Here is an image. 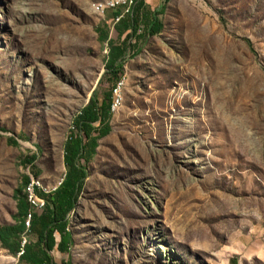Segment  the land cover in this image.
<instances>
[{"label": "rangeland", "instance_id": "obj_1", "mask_svg": "<svg viewBox=\"0 0 264 264\" xmlns=\"http://www.w3.org/2000/svg\"><path fill=\"white\" fill-rule=\"evenodd\" d=\"M100 1L0 0V225L23 175L60 183L73 117L110 88L96 28L117 32ZM159 19L130 40L57 259L264 264V0H166ZM0 264L17 257L0 246Z\"/></svg>", "mask_w": 264, "mask_h": 264}, {"label": "trees", "instance_id": "obj_2", "mask_svg": "<svg viewBox=\"0 0 264 264\" xmlns=\"http://www.w3.org/2000/svg\"><path fill=\"white\" fill-rule=\"evenodd\" d=\"M165 1L162 0L158 9H144L142 12L144 0H133L129 12L114 22L117 41L109 37L107 29L96 28L99 41L107 44L104 73L110 78V88L102 97L93 93L88 102L73 117L72 126L75 127V131L69 132L63 144V163L66 171L62 180L49 191H43L37 186L33 188L37 197L44 200L41 210L33 209V204L28 200V191L25 188L31 185L29 175H23L19 185L13 190V198L16 202V213L12 216L14 222L0 225V246L17 257V263L61 264L56 253L60 256L68 254L72 245L71 232L68 230V216L74 208L86 175L85 167L80 160L88 159L95 151L98 139L109 131L108 119L113 103L112 91L120 78L122 61L129 49L132 36L138 32L142 23L143 31L147 35H154L160 31L162 23L159 15L164 10ZM120 12L121 10L117 9L114 15ZM6 141L11 145L18 144L17 140L11 136L7 137ZM34 159L35 155H30L23 158L20 163L32 165ZM39 173V170H33L32 175L37 177ZM23 237L26 238V242L21 245ZM31 237L35 238V241L32 242ZM20 250L22 253L18 255ZM52 250L55 256L51 255Z\"/></svg>", "mask_w": 264, "mask_h": 264}, {"label": "built area", "instance_id": "obj_3", "mask_svg": "<svg viewBox=\"0 0 264 264\" xmlns=\"http://www.w3.org/2000/svg\"><path fill=\"white\" fill-rule=\"evenodd\" d=\"M132 4H133V0H102V6H100L101 13H104L106 10L116 11L117 9H120L121 10L120 14L114 15L112 18L113 22H116L124 14V10H130V6ZM29 183L31 184L30 202H33V209L42 208L44 205V200L37 197V195L34 193V190H33L34 186H37V181H34L31 179ZM29 218H30V215L27 218L28 223H29ZM25 242H26V238L23 237L21 241V245H23ZM21 253H22V250L18 252V255Z\"/></svg>", "mask_w": 264, "mask_h": 264}, {"label": "bare ground", "instance_id": "obj_4", "mask_svg": "<svg viewBox=\"0 0 264 264\" xmlns=\"http://www.w3.org/2000/svg\"><path fill=\"white\" fill-rule=\"evenodd\" d=\"M100 6H102V1H100V2H94L93 3V5H92V7H93V9L95 10V11H97V12H99V13H101V8H100ZM124 12H129V10H124ZM30 196H31V185H29V187H28V200L30 201ZM32 204H33V202H31Z\"/></svg>", "mask_w": 264, "mask_h": 264}, {"label": "crops", "instance_id": "obj_5", "mask_svg": "<svg viewBox=\"0 0 264 264\" xmlns=\"http://www.w3.org/2000/svg\"><path fill=\"white\" fill-rule=\"evenodd\" d=\"M56 240H58V236H57V235H56ZM31 241H32V242L35 241V238L31 237ZM50 253H51L52 256H55V254H54V250H52ZM56 256H57V255H56ZM17 262H18V259H17ZM17 264H19V263H17ZM20 264H27V263H20Z\"/></svg>", "mask_w": 264, "mask_h": 264}]
</instances>
